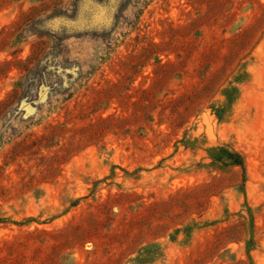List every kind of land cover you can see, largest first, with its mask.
I'll return each instance as SVG.
<instances>
[{
	"label": "rangeland",
	"instance_id": "rangeland-1",
	"mask_svg": "<svg viewBox=\"0 0 264 264\" xmlns=\"http://www.w3.org/2000/svg\"><path fill=\"white\" fill-rule=\"evenodd\" d=\"M114 2L0 0V264H264V0Z\"/></svg>",
	"mask_w": 264,
	"mask_h": 264
},
{
	"label": "water",
	"instance_id": "water-1",
	"mask_svg": "<svg viewBox=\"0 0 264 264\" xmlns=\"http://www.w3.org/2000/svg\"><path fill=\"white\" fill-rule=\"evenodd\" d=\"M114 1H116L114 2L116 4L117 0H114ZM94 16H95L94 10H85L81 13L79 22L77 23H71L69 21H63V22H66L67 24L71 25L73 29L89 27L95 23Z\"/></svg>",
	"mask_w": 264,
	"mask_h": 264
},
{
	"label": "trees",
	"instance_id": "trees-1",
	"mask_svg": "<svg viewBox=\"0 0 264 264\" xmlns=\"http://www.w3.org/2000/svg\"><path fill=\"white\" fill-rule=\"evenodd\" d=\"M222 152L226 155L227 159L232 162V164L240 166L242 169H244V162L242 157L237 153H230L225 150H222Z\"/></svg>",
	"mask_w": 264,
	"mask_h": 264
}]
</instances>
